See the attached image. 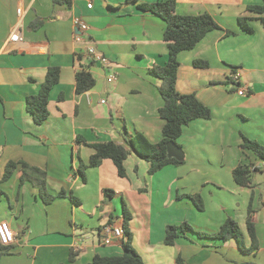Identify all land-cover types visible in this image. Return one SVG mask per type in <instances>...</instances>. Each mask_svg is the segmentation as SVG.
Returning a JSON list of instances; mask_svg holds the SVG:
<instances>
[{
  "label": "crops",
  "instance_id": "obj_1",
  "mask_svg": "<svg viewBox=\"0 0 264 264\" xmlns=\"http://www.w3.org/2000/svg\"><path fill=\"white\" fill-rule=\"evenodd\" d=\"M70 1L0 0V184L8 163L24 161L46 172L48 192L56 197L45 204L30 182L18 186L22 171H15L6 202L0 199V222H9L16 242L0 243V264H69L72 256L75 264H89L95 256H122V239L105 245L101 231L123 228V201L132 214L133 246L145 264H176L178 257L185 264H264V161L241 147L243 136L264 146V26L250 20L254 33H244L238 22L248 6L264 0H178V14L208 13L222 28L179 55L178 92L195 94L211 109L212 119L185 127L177 141L185 153L183 164L153 175L128 141L137 133L153 144L162 139L161 80L148 70L168 62L166 23L128 0ZM159 1L164 0H138ZM76 17L89 25L87 37L108 66L88 67L89 61L77 55ZM15 35L19 39L12 41ZM196 60L209 67L196 68ZM49 67L61 69L60 81L50 95L49 119L36 125L26 101L38 94ZM235 67L241 73L237 88L228 84ZM87 68L96 84L78 94L76 76ZM112 72L117 80L109 83ZM240 87L248 89L246 96L237 93ZM109 142L131 151L125 178L109 159L88 167L93 146ZM244 163L252 166L248 187L233 177ZM105 189L116 195L106 196ZM61 192L65 197H59ZM196 195L202 210L190 198ZM249 212L259 246L251 254L233 240L200 239L190 231L174 246L165 244L170 225L188 223L196 231L215 234L232 218L249 247Z\"/></svg>",
  "mask_w": 264,
  "mask_h": 264
},
{
  "label": "trees",
  "instance_id": "obj_2",
  "mask_svg": "<svg viewBox=\"0 0 264 264\" xmlns=\"http://www.w3.org/2000/svg\"><path fill=\"white\" fill-rule=\"evenodd\" d=\"M64 1L68 5H71L70 0ZM128 1L136 3L138 9L144 12H150L166 23L164 40L169 50L168 62L165 66L157 65L148 70L149 75L161 80L159 92L164 100V106L159 110L160 117L164 121L162 139L159 143L153 144L141 133H137L128 141V145L132 148V151L150 164L149 174L153 175L168 165H182L184 162L168 157V143L174 142L177 144L185 127L190 125L193 121L199 119H212L211 109L203 104L195 94H181L178 92L176 85L180 68L179 55L182 52L194 50L210 32L222 30V28L214 17L208 13L200 15L178 14L176 10L178 0H164L154 3H139L138 0ZM246 11L248 14L238 19L239 27L242 32L254 33L253 27L249 25L250 20H260L264 26V2L262 5L248 6ZM227 35H236V32L227 31ZM194 66L196 68H208L209 63L203 60H196L194 61ZM236 70H238L236 67L232 68V73ZM60 75L61 69L59 67H49L46 79L41 85L38 94L27 98L26 109L32 116L36 125H43L49 119L50 112L48 105L50 95L53 88L59 83ZM95 84V78L86 70L80 71L76 76V92L78 94H83L92 90ZM228 84H232L236 88L240 86L238 82L233 80L232 75L228 78ZM241 147L243 150L251 151L256 157L264 161V146L260 143L243 136ZM93 148L95 152L90 158L88 167H99L104 160L109 159L114 163L118 175L122 178L126 177L125 162L131 153L127 147L109 142L96 144ZM82 167L86 168L84 165ZM251 167L250 164L244 163L233 171V177L238 185L248 187L251 184ZM18 168L22 171L21 184L30 182L39 190L40 197L45 204H51L55 200L56 197L48 192L46 172L24 161L8 163L4 171L2 182L9 181ZM81 172L83 173V170H81ZM104 193L108 197L116 195V192L112 189H105ZM65 195L64 192H61L59 197H65ZM190 198L198 209H203V201L200 196L196 195ZM70 199L75 204L80 205V202L73 196H70ZM122 203L124 219V236L122 238L123 255L115 257L95 256L93 261L89 264H145L142 256L133 246V236L130 231L132 214L126 202L123 201ZM246 225L248 236L251 239V246L249 247L246 245L245 235L240 228V224L232 218L227 219L215 234H206L196 231L188 223H183L178 226L170 225L166 228L165 244L174 246L179 238H188L186 235L187 232L190 231L200 239H215L222 242L233 240L243 253L251 254L259 248L252 212L248 214ZM3 254L4 252L0 254V258ZM74 261L72 256L69 264H75ZM176 264H185V262L181 257H178Z\"/></svg>",
  "mask_w": 264,
  "mask_h": 264
},
{
  "label": "built area",
  "instance_id": "obj_3",
  "mask_svg": "<svg viewBox=\"0 0 264 264\" xmlns=\"http://www.w3.org/2000/svg\"><path fill=\"white\" fill-rule=\"evenodd\" d=\"M88 9L93 8L92 2L88 4ZM19 16L22 15V9L18 10ZM74 24L76 26V33L74 34V42L81 46L80 50L78 51V56H84L90 65H97L102 64L104 66L109 65V61L106 59L104 55L99 53L96 46L91 42L90 38L87 37L89 31V25L82 20L81 17H76L74 19ZM22 24L20 23V26ZM19 39L18 35H15L11 38L12 41H17ZM87 72H89V68H87ZM90 73V72H89ZM233 80L235 82L240 81L241 73L239 70H236L232 73ZM117 80V75L112 72L108 74L107 81L109 83H114ZM240 96H246L248 94V89L246 87H240L238 92ZM102 242L105 245L112 244L116 239H122L124 236L123 228L122 227H113V226H106L101 231ZM16 242V235L10 226L9 222L2 221L0 222V243L4 246H10Z\"/></svg>",
  "mask_w": 264,
  "mask_h": 264
},
{
  "label": "water",
  "instance_id": "obj_4",
  "mask_svg": "<svg viewBox=\"0 0 264 264\" xmlns=\"http://www.w3.org/2000/svg\"><path fill=\"white\" fill-rule=\"evenodd\" d=\"M167 153L169 158H174L178 161H184L185 153L181 147H179L176 143L170 142L167 145Z\"/></svg>",
  "mask_w": 264,
  "mask_h": 264
},
{
  "label": "rangeland",
  "instance_id": "obj_5",
  "mask_svg": "<svg viewBox=\"0 0 264 264\" xmlns=\"http://www.w3.org/2000/svg\"><path fill=\"white\" fill-rule=\"evenodd\" d=\"M10 184H11L10 181H6V182L4 181L2 184H0V190L3 191V193H4V194L0 195V199L3 200V202H6V198H5L6 196L5 195H7L12 190ZM18 186L21 187V183H19ZM48 221L51 222L50 220H48Z\"/></svg>",
  "mask_w": 264,
  "mask_h": 264
}]
</instances>
